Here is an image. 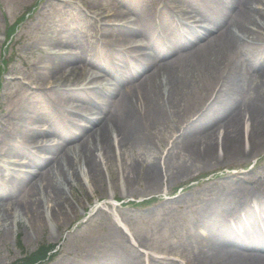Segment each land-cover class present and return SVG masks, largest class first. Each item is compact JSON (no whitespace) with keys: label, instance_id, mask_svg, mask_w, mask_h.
<instances>
[{"label":"rangeland","instance_id":"374dc122","mask_svg":"<svg viewBox=\"0 0 264 264\" xmlns=\"http://www.w3.org/2000/svg\"><path fill=\"white\" fill-rule=\"evenodd\" d=\"M121 1L0 0L1 132L4 131L1 123L5 124L10 119H16L15 113L26 104L30 105L32 109L38 107L43 110L44 116H40L37 121L38 123L42 121L49 129L50 138L60 134L58 126L52 122V115L54 117L62 116L66 123L70 124L68 119L74 118L72 115L77 111L74 105L79 102L76 101V92L72 91L80 87H88L85 77L74 74L72 71L73 65L74 67L76 65L80 67L78 73L81 72L80 70L86 72L81 67V63L90 61L85 60L87 55H83L82 51L88 50L93 53L97 49V45L104 43V40L121 35L118 30H103L107 22L112 24L116 22L115 25L123 23L121 19L113 21L115 18L108 15L113 11L114 5H123L121 7L130 12L128 19L135 20L138 17L137 14L142 13L135 12L141 10V7L136 5L133 8V0H131V4L130 0H127V5L121 4L124 0ZM156 1H145L147 11L156 4ZM174 4L188 5L182 0H173L172 5L174 6ZM82 13L86 14L85 22L81 17ZM92 14L95 15L94 18H92ZM252 15L254 16V13ZM119 16L123 18L121 14ZM110 18H112L111 21H109ZM18 19H20V24L14 33L13 41L8 43L7 27ZM253 19L254 17H251V20L247 21L251 22ZM99 22L101 25L98 26ZM234 26L236 27L234 24L229 28L232 33ZM215 33L213 32L212 35ZM259 35H256L258 38L251 42H243V45H239V47L221 51L219 63L211 77L199 75L198 70L190 66L193 59L192 49L188 50L190 44L172 50L170 56H165L163 52L156 54L154 51L150 58L155 61V64L156 62L160 63L158 66L160 69L163 68L165 60L170 61L177 56L185 58L181 63L183 66L179 69L185 72L184 80L191 85V89L190 96L183 108L184 113L181 116L180 124L176 123L180 119L178 116L171 120L167 119L166 122H162L153 130L148 142L123 148L121 152L116 153L115 159L106 162L107 165L101 164V178L96 181L89 177L83 180L78 178L75 187L64 195V199L71 207L69 212L66 211V207L59 210L55 200L45 190L42 196L38 195L36 191L31 200L40 201L39 223L28 222L26 219L14 220L13 218H10L6 224L0 221V264H11L22 257L24 252H32L45 242L59 244L57 254L45 264H55L61 259L64 260V264H77L79 260L90 264H112L113 261L115 264H149L150 260L144 256V253H141V250L148 255L155 256L161 262L163 259L181 261L186 256L194 257L196 253L193 249L196 246L194 239L199 236V233L195 231L198 229L195 227L194 219L200 215L202 200L213 188L211 194L215 196L222 182L227 184V182H231V178L236 179L232 176L234 174H238L240 177H252L253 172L256 174L257 168H253V166L264 167V150L246 161L248 158H240L241 143L238 146L237 155L243 162L208 167L201 166L199 163L188 165V160L193 161V158L184 156L185 153L181 151L182 144L190 136H195L197 131L192 134H183L176 140L174 134L182 130L183 122H190L192 118H195L202 105L213 100L216 94L226 100L227 97L229 99L231 97L232 100H230L233 101L234 97H237L240 101H244L248 99L246 91L249 87H254L256 90L263 84L264 62L261 66H255V63L264 57V28ZM51 44L72 48L74 53L82 56L74 64H66L62 70L50 72L46 69L49 61L56 63L59 61V58L45 55ZM193 44L197 47L199 43ZM181 52L183 54L178 55ZM232 53L238 54V62L235 65V69L239 73V75L237 74L238 78L232 83H229L227 79L225 83L218 85L217 79L220 70ZM99 62L98 60L97 64ZM105 62L108 63V61ZM4 63H8L7 66H4ZM66 69L69 74L66 79L68 81L62 76ZM161 78V74H157L154 78L159 88H161ZM133 81L136 80L132 78L128 82L133 83ZM137 81L139 80L137 79ZM25 87L30 90L25 91ZM235 87L244 90L241 97L233 93ZM30 95L33 96L32 100ZM42 95L48 96L46 103L42 101ZM160 100L162 99L160 98ZM66 108L70 111H67ZM170 108H172L171 111L175 110L173 103ZM165 109L172 115L167 106ZM32 121L33 119L28 123ZM197 133L199 135L200 132ZM50 140L46 139L42 142L48 143ZM81 140H72L68 142V146L79 144ZM7 141H11V136L7 137ZM173 143L175 149L173 148L171 155L169 149L174 146ZM216 151V149L212 150L211 157ZM79 154L81 153L79 152ZM70 157L72 158L67 162L69 173L76 174L75 167L84 162V156L76 157L70 154ZM214 162L216 161L214 160ZM153 164L160 165L161 173H164L166 169L169 173L173 166H188L187 173L190 174L185 175L176 183H173L172 180L165 181L161 174V184L157 186L156 190H149L146 184V174ZM48 166L49 162L43 164L39 169L35 168L34 171L45 172ZM64 169L62 168V170ZM63 176L64 179L68 178L67 173H64ZM2 182H9V185L15 184V180H11L9 172L0 177L1 185ZM246 184L243 183L244 188H246ZM40 185L42 190L45 189L41 183ZM18 190L19 192L12 191L11 197L6 199L7 203L11 204L19 197H23L22 200L27 198V187L20 186ZM111 192H115V201L110 200ZM144 199L149 200L143 201ZM56 201L58 203V200ZM16 204L18 203L16 202ZM196 209L199 210L196 211ZM112 214L113 216L119 214L126 219L135 234L137 245L141 242L139 250L132 251L127 261L122 258V254L124 250L130 252V244L127 236L111 222L112 218L109 220V216ZM19 242L22 243L23 248H20Z\"/></svg>","mask_w":264,"mask_h":264},{"label":"bare ground","instance_id":"6f19581e","mask_svg":"<svg viewBox=\"0 0 264 264\" xmlns=\"http://www.w3.org/2000/svg\"><path fill=\"white\" fill-rule=\"evenodd\" d=\"M145 1L146 0H133V8H135L136 5L141 7V10L136 12H146L147 5L145 4ZM170 1L171 0H167L168 3L166 4L169 5ZM209 1L211 2L212 7L204 12L215 13L217 10H214V6L217 0ZM254 2L261 4L262 2L264 3V0H223L221 2L223 10H225L224 16H228V13L226 12L231 8V17L227 25L225 24L224 18H219L217 20L218 29H220L218 34L214 36L209 35L211 37H208L207 34L199 36L198 41L201 44L198 47L193 48V59L190 63V66H193L198 70L197 73L199 75L211 77L219 63V53L243 45L242 39L237 38V36L234 35L235 32L233 34L229 29L232 25L235 24L240 32L244 33L246 37L255 35L252 26H259L255 22V15L260 14L264 16V9L261 11H259L260 9H253L252 4ZM164 13L167 12L165 11ZM253 13L254 16L252 15ZM115 16L118 18L117 14ZM251 17H254V19L251 22H248L249 19L251 20ZM83 18L86 19V17ZM150 24L151 21L148 17L145 24H143L144 26L140 27V32H149ZM111 29L112 28L107 25L103 28V30L106 31H110ZM116 30L122 33V35L124 33L132 35L137 33L136 29L117 28ZM188 30L191 31V28H188ZM148 36L155 37L153 33H149ZM154 41V43L159 44L157 39ZM114 45L115 42L103 44L100 52L104 53L107 47L111 48ZM130 47L131 51L132 49H134L133 51H138V49L141 48V45L131 44ZM156 52H158V50ZM87 53L88 50L85 52L82 51V54L88 55ZM97 57L96 53V55L91 56L90 59L91 61H94ZM77 59V54L69 53L64 55L57 63H49L48 67L51 66V70L55 71L62 70L67 63L75 62ZM184 59L185 58L182 59L178 56L174 58L171 63L164 64V74L167 75V79L171 83V90L168 99L172 101L175 106V110L170 112L172 115H170L167 112L168 110L165 109L163 94L167 95V92L163 90L162 87L159 88L157 85L156 80L154 79L156 76L155 70L149 76L142 75L141 70L140 74L142 80L139 81L137 86H133L128 93L126 91L121 92L120 88H110L107 91H96L95 98L99 100L97 105L84 96L82 90L77 92V98L82 102L79 105L81 113L85 114L86 109L95 110L102 104L106 105L100 107L101 112L97 114L98 121H93L91 127H88L83 123L78 124V129L82 134V140L76 147L69 146L67 149L65 148L64 150H61L59 145L50 143L45 147H40L36 152L30 149L28 150V146L30 145L28 142L24 144L23 147L18 146L17 154L30 156L37 169L51 159H43L40 157L41 152H45V154H53L51 155L53 156V159L49 161V166L45 172L37 173L34 171V174L31 175L15 172V176L19 180V185L27 187L28 193L26 196L27 198L19 201L18 204L14 205V203H7L6 199L9 194L6 190L4 191L0 188V221L6 224L10 218H13L14 220L26 219L28 222L39 223L38 218L41 216L40 201L37 199L31 200V197L36 194V191L38 195L40 194L42 196V193L45 190L47 194L55 200V204L58 205L59 210L66 207V211L69 212L71 207L64 199V195L68 194L78 182V178H83L84 175L93 181L101 178L100 165L103 163V160L115 159L117 156L114 137L119 138L120 147L118 151L120 152L127 146H136L148 142L153 130L161 125L162 122H166L167 119L171 120L173 117L177 116L181 119V116H183L184 113L183 108L185 107V102L187 101L191 89V85L184 80L185 72L179 69V67L183 66L181 63ZM263 62L264 57L262 60L257 61L255 66H261ZM62 76L66 80L68 79L69 74L64 71ZM230 77L231 76H229L228 79ZM262 77L263 84L258 86L256 90L252 87L247 91V94H249L247 100L238 102L237 104L226 100L219 101L216 105L212 102L210 107L200 118L186 126L185 132L192 133L198 131L202 134V137L194 139L191 143H188L181 148V151L185 153L184 156H190L193 158V161L188 160V165H196L194 163H199L201 166L205 167L214 166L217 165L214 160H217V162L222 164L240 162V158L237 155V149L241 143L245 147L246 157L248 158L255 155L264 147V72L262 73ZM230 79L234 80L235 75L233 74ZM44 97L46 100L48 99L47 95H44ZM160 98H162V101ZM46 100L43 99V102L46 103ZM138 104H141L140 108L138 107ZM246 112L250 113L247 117ZM93 113L91 114L93 115ZM41 114L42 113L37 111L36 107L32 109L30 108V105L27 104L20 107L15 113L17 119H19V126V121H26L30 117L39 118ZM82 118L86 119V117ZM52 119L53 123L59 127V131L66 136L65 138L71 141L74 136L72 133L64 130L63 121L54 116H52ZM180 119L176 122L177 124ZM248 122L249 124L246 126V123ZM22 131L25 133L24 136L28 141L31 139L33 140L38 134L46 132L43 129L28 130L21 128V132ZM245 135H247V139L245 138ZM34 141L35 140H33V142ZM2 143H5V139L2 140ZM173 148L175 149V145L169 149L171 155L174 150ZM213 149H216L219 152H217L216 155L215 152H213L212 159L211 153ZM79 152L81 154H79ZM70 154L76 157L84 156V163L75 167L76 174L69 173V167H67L68 160L72 158L70 157ZM62 168L65 169L62 170ZM159 168L160 165L153 164L146 174V184L147 188L150 190L157 188L162 182L161 174L162 176L164 174L159 171ZM187 169L188 166H173L169 179L172 180L173 183H176L185 175L190 174L187 173ZM64 173L68 174L67 179H64ZM39 183H41L45 189L42 190ZM212 190L209 192L207 198L202 201V215L206 221L205 228L208 229V238L216 242V244L213 247L205 249L198 247L197 255L192 258L186 256L184 262L169 260L167 264H264L263 257H252L249 255L236 257L234 255L231 258L227 249L228 246H226V244L230 242L241 243V240L236 237L232 230L234 225L240 226V224H242V219L239 218L238 212L245 211L246 217L255 220L256 213L249 210L248 206H245L246 199L252 195V197L257 199L258 207L264 211V200L258 199L263 197L255 190L250 193L247 192L243 187L242 182L240 180H235L234 178H231L228 190L224 194L227 196L226 200L222 199L219 201L215 199L214 196H211ZM114 196L115 193L112 192V197ZM56 200H58V203ZM209 208L214 209L216 213L213 212L210 214ZM220 211L230 214L232 216V222L227 223L219 218L217 214ZM202 238L207 239V235H202ZM202 238L197 240L202 241ZM199 245L203 246L202 243H199ZM253 246V242L251 241L247 244L246 248L253 249ZM130 254L131 252L124 250L122 258L127 261ZM151 258L153 263L158 262L155 258ZM116 262L120 263L118 261ZM55 264H64V260L61 259ZM77 264L90 263L79 260L77 261ZM112 264H115V262L113 261Z\"/></svg>","mask_w":264,"mask_h":264},{"label":"trees","instance_id":"16d2710c","mask_svg":"<svg viewBox=\"0 0 264 264\" xmlns=\"http://www.w3.org/2000/svg\"><path fill=\"white\" fill-rule=\"evenodd\" d=\"M46 250L47 249H43L42 254H45L46 253ZM42 254L37 253V254L31 256L30 259H29V261L26 264H28V263L31 264V263L35 262Z\"/></svg>","mask_w":264,"mask_h":264}]
</instances>
